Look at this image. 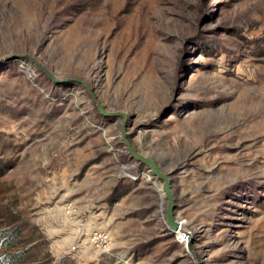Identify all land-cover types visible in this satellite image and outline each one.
Returning <instances> with one entry per match:
<instances>
[{"label":"rangeland","instance_id":"374dc122","mask_svg":"<svg viewBox=\"0 0 264 264\" xmlns=\"http://www.w3.org/2000/svg\"><path fill=\"white\" fill-rule=\"evenodd\" d=\"M5 253L264 264V0H0Z\"/></svg>","mask_w":264,"mask_h":264},{"label":"water","instance_id":"95a60500","mask_svg":"<svg viewBox=\"0 0 264 264\" xmlns=\"http://www.w3.org/2000/svg\"><path fill=\"white\" fill-rule=\"evenodd\" d=\"M42 70H44L42 67H40ZM45 71V70H44ZM45 73L47 74V76L53 80V77L45 71ZM97 106L98 109L102 112V113H106V114H110V115H120L123 117V119H125V114L122 112H113V113H107L103 110L102 106L100 103L97 102ZM126 126H125V122L123 120V122L121 123V130H120V135H121V139L122 142L124 144V146L126 147V150L128 151V153L130 154V156L132 158H135L136 160H138L139 162H142L144 164H146L149 169L150 172L157 177L158 179L162 180V190L164 192V195L167 199V206H166V221L167 224L169 226L170 229L174 230L178 227V223L173 219V208H174V195L171 189V180L170 178L164 173L162 172V170L159 168V166L156 164V162L154 160H152L151 158H148L142 154H140L139 152H137L134 147L131 145L129 139L127 138V134H126Z\"/></svg>","mask_w":264,"mask_h":264},{"label":"trees","instance_id":"16d2710c","mask_svg":"<svg viewBox=\"0 0 264 264\" xmlns=\"http://www.w3.org/2000/svg\"><path fill=\"white\" fill-rule=\"evenodd\" d=\"M0 262H1L0 264H7L8 262H10V257L8 255V253H5L4 255H0ZM46 264H49V263L47 262Z\"/></svg>","mask_w":264,"mask_h":264},{"label":"bare ground","instance_id":"6f19581e","mask_svg":"<svg viewBox=\"0 0 264 264\" xmlns=\"http://www.w3.org/2000/svg\"><path fill=\"white\" fill-rule=\"evenodd\" d=\"M178 227L175 229L176 230V233L177 234H179L180 233V237L179 238H182L183 237V233L185 232V230H184V225H183V223H180V222H178ZM186 234V233H185ZM183 241H184V239H183ZM104 242V241H103ZM102 243V242H101Z\"/></svg>","mask_w":264,"mask_h":264}]
</instances>
